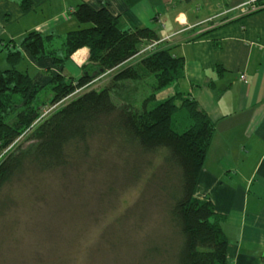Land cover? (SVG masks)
<instances>
[{
	"label": "trees",
	"instance_id": "trees-1",
	"mask_svg": "<svg viewBox=\"0 0 264 264\" xmlns=\"http://www.w3.org/2000/svg\"><path fill=\"white\" fill-rule=\"evenodd\" d=\"M20 1L24 9L30 6V0ZM73 15L88 27L64 38L31 32L22 46L35 60L52 58L59 67L79 49L88 48L89 62L79 79L60 73L47 85H36L32 76L19 69L24 61L19 50L8 52V68L0 70V208L8 207L3 195L15 180L74 166L79 169L90 162L96 141L106 142L124 156L127 177L136 183L144 180L142 197L155 194L153 199L142 198L140 204L160 203L166 214L164 224L170 234L155 235L145 243L141 264H230L223 218L211 200L195 196L215 125L194 99L180 92L157 101L160 92L184 78V58L173 55L171 49L155 48L122 68L104 87L65 103L103 73L138 56L144 44L159 40L149 28L122 29L120 18L106 6L95 9L82 2ZM46 92L49 99L42 98ZM23 101V115L10 124L9 111ZM45 101L59 107L36 124L31 144L14 150L24 131L41 118Z\"/></svg>",
	"mask_w": 264,
	"mask_h": 264
},
{
	"label": "crops",
	"instance_id": "crops-1",
	"mask_svg": "<svg viewBox=\"0 0 264 264\" xmlns=\"http://www.w3.org/2000/svg\"><path fill=\"white\" fill-rule=\"evenodd\" d=\"M246 1L30 0L24 9L20 0H0V52H6L0 69L8 68V52L19 50L20 66L25 65L19 69L36 85H47L61 72L79 79L87 48L62 68L52 58L35 60L22 42L31 32L64 38L88 27L73 15L82 2L95 9L106 6L124 30L155 31L165 40L161 48L185 60L184 78L160 92L157 101L180 92L215 125L195 196L211 200L223 218L230 264H264V8L244 14L239 7ZM140 60L136 56L119 70Z\"/></svg>",
	"mask_w": 264,
	"mask_h": 264
},
{
	"label": "rangeland",
	"instance_id": "rangeland-1",
	"mask_svg": "<svg viewBox=\"0 0 264 264\" xmlns=\"http://www.w3.org/2000/svg\"><path fill=\"white\" fill-rule=\"evenodd\" d=\"M164 41L159 38L153 45L147 43L138 56H147L153 51L151 46L160 48ZM4 53L0 52V57ZM88 62L89 58L84 65ZM119 71L103 73L65 103L104 87ZM42 98L49 99L48 92ZM47 101L41 118L24 131L14 150L31 144L36 124L59 107ZM24 105L25 101L17 103L16 109L9 111L10 124L23 115ZM176 128L182 131L177 124ZM123 161L124 156H119L112 144L96 141L90 162L79 169L74 166L15 180L3 195L8 207L0 208V264H141L145 243L155 235H169L170 230L164 224L162 204H140L142 198L153 199L155 194L142 197L144 180H130Z\"/></svg>",
	"mask_w": 264,
	"mask_h": 264
},
{
	"label": "built area",
	"instance_id": "built-area-1",
	"mask_svg": "<svg viewBox=\"0 0 264 264\" xmlns=\"http://www.w3.org/2000/svg\"><path fill=\"white\" fill-rule=\"evenodd\" d=\"M263 8H264V3L261 4L260 0H247L244 4H242L239 7V9H241V11L244 14L255 13V12H258V11L262 10ZM151 44L153 45V43H151ZM151 44H149V45L151 46ZM152 47L153 46H151V50H154V48H152ZM141 53H142V51L139 53V55Z\"/></svg>",
	"mask_w": 264,
	"mask_h": 264
},
{
	"label": "bare ground",
	"instance_id": "bare-ground-1",
	"mask_svg": "<svg viewBox=\"0 0 264 264\" xmlns=\"http://www.w3.org/2000/svg\"><path fill=\"white\" fill-rule=\"evenodd\" d=\"M263 1V0H262ZM263 4V3H262ZM98 80V79H97Z\"/></svg>",
	"mask_w": 264,
	"mask_h": 264
}]
</instances>
